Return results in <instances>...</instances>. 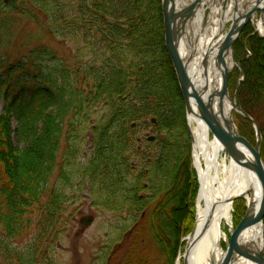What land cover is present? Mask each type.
I'll use <instances>...</instances> for the list:
<instances>
[{"label": "trees", "instance_id": "1", "mask_svg": "<svg viewBox=\"0 0 264 264\" xmlns=\"http://www.w3.org/2000/svg\"><path fill=\"white\" fill-rule=\"evenodd\" d=\"M76 9L71 23L97 47L94 60L69 65L45 44L35 45L25 62L20 56L7 67L8 56L0 59V264L49 261L48 242L66 208L63 185L71 182L66 167L88 130L93 152L81 175L99 205L128 210L132 222L121 228L129 241L117 264H175L195 227L199 182L161 0H79ZM4 34L11 36L0 31V45ZM234 52L244 74L235 98L261 130L264 160V35L246 26ZM45 55L57 60L48 69ZM237 125L255 144L252 121ZM150 127L153 140L139 135ZM57 167L60 187L49 188Z\"/></svg>", "mask_w": 264, "mask_h": 264}, {"label": "rangeland", "instance_id": "2", "mask_svg": "<svg viewBox=\"0 0 264 264\" xmlns=\"http://www.w3.org/2000/svg\"><path fill=\"white\" fill-rule=\"evenodd\" d=\"M78 2L79 0H48V5L43 7L42 2H36L35 0H16L12 6L8 5L9 0H0V10L2 13H5L4 17L0 16V31L4 33L10 32L11 35L9 38H5L4 34L3 42L0 45V57L2 56L0 59L4 60L8 56L7 67L16 64L15 60L20 56L21 60L25 62L30 50L35 45L45 44L53 51H56L60 60H64L69 65L74 64L77 67L79 64L84 66L86 62L94 60L95 54L93 52L97 47L91 46L89 38H86L83 31L71 23L72 18L77 17L79 14L76 9ZM15 6L19 8L26 7L25 10H30L32 15L17 12ZM48 6L50 8L45 11ZM223 6L226 7L225 5ZM208 17L209 11L206 12V20ZM258 17L259 13H256L255 18L258 19ZM230 23H227L225 31L229 28ZM56 24L60 29L55 30ZM249 28L259 34L262 33L258 28L257 20L249 23ZM25 42H28V45H25L27 48H22L21 43ZM239 53L241 55L243 53L240 46ZM44 57L45 60L42 61L47 66V69L50 65L57 62L50 55H45ZM236 61L238 60L236 59ZM231 75L233 76L232 86H229V89L231 96L235 98V90H238L244 80V74L239 64L234 68ZM3 105L4 103L2 102L1 107ZM100 108L99 106L94 111L91 118L97 117V111ZM244 118L241 113L234 111L233 119L236 125L238 122L244 126L246 119ZM90 122H92V119ZM13 127H16L15 122L13 123ZM63 130L65 139V132L70 130L67 123L64 124ZM139 135L141 137H155L157 131L151 127L143 128L139 130ZM92 141V133L89 130L84 132L80 152L75 162L66 167V172L69 174L71 181L70 184L63 185V189L67 195L66 208L54 231V241L48 242L46 252L48 253L49 261H42L40 264H117L126 253L125 249H127L129 239H127L128 234L125 235L121 232V228L127 222L129 225H132L129 219V211L122 210L115 212L103 205H99L91 194L92 184L87 177L81 175L84 166L88 164V160L92 156ZM61 146L60 156H58L59 164L62 163L61 156L65 148V141H63ZM225 154L228 155L226 152ZM59 168H56L49 188L54 186L60 187ZM143 194L144 192H140V195ZM244 210L245 212L247 210L245 199L237 198L234 201V222L235 218H238ZM85 216L94 217L92 224L86 226L82 223V219ZM231 229L228 226L225 227L228 239ZM146 243L148 249L152 250V244H149L148 240ZM226 244L227 241H224L222 244L223 248ZM184 251L179 253L175 264H179V258Z\"/></svg>", "mask_w": 264, "mask_h": 264}, {"label": "bare ground", "instance_id": "3", "mask_svg": "<svg viewBox=\"0 0 264 264\" xmlns=\"http://www.w3.org/2000/svg\"><path fill=\"white\" fill-rule=\"evenodd\" d=\"M208 1V10L205 6L199 11L191 24V32L188 30L181 43V54L184 60L189 59V76L197 89L207 88L208 92H213L222 86L223 66L217 54L225 37L224 28L236 15V2L239 13L244 14L254 7L256 0H231L226 7L220 0ZM257 24L264 32V22L257 20ZM226 62L230 68L235 66L231 51L226 54ZM216 108L221 112L218 104ZM233 111L231 100L226 97L221 118H228ZM188 123L194 135L193 154L201 185L197 195L194 233L188 235V249L180 257L179 264H184V261L186 264H224L226 249L222 244L229 240L225 227L234 228V201L244 198L250 209L256 211L261 201V183L256 172L243 163L252 162V155L244 151L242 162L226 155L224 145L198 115L195 105L188 114ZM263 236V224L255 222L243 231L241 241L254 252H260ZM229 256L227 264H258L235 252Z\"/></svg>", "mask_w": 264, "mask_h": 264}, {"label": "water", "instance_id": "4", "mask_svg": "<svg viewBox=\"0 0 264 264\" xmlns=\"http://www.w3.org/2000/svg\"><path fill=\"white\" fill-rule=\"evenodd\" d=\"M206 0H191L187 4H182V0H162L163 18L165 24V46L173 64L174 70L177 75L179 86L184 97L187 117L193 111V105L196 106L198 115L207 123L212 134L216 136L224 145L225 151L236 161H244L245 152L247 151L253 157L252 162H243L245 165L253 169L261 183V201L258 209L253 211L247 205V211L238 223L236 228L230 230V238L226 244L224 264H227L230 259L229 253H237L239 255L250 258L258 264H264V236H263V249L260 252H254L252 248L241 241L243 231L255 222L263 224L264 234V160L261 155L260 142L262 138L261 130L256 121L241 107L238 106L229 91L230 74L233 68L227 66L226 54L232 52L233 61L235 65L239 62L235 60L233 47L238 40L241 32L248 23L254 20L256 12H260L259 19L264 22V0H256L254 7L248 12L239 13L237 5L234 8V14L231 26L225 33V37L220 43L218 49V60L223 66L222 73V86L218 91L208 92L207 88L197 89L193 84L188 72L189 59L184 60L181 54V43L187 37L188 29L191 30V24L197 17L199 11L203 8ZM231 100L233 110L241 113L245 118L251 120L256 130V144H252L244 135L240 134L237 125L233 119V114L228 118L222 119V107L225 98ZM219 105L220 111L217 110L216 105ZM188 129L191 140L194 145V135L188 123ZM155 137L150 136L149 139L153 140ZM243 149V150H242ZM195 168L198 173L197 166ZM199 185L200 176L198 173ZM200 189V188H199ZM94 221L93 216H85L82 223L86 226L92 224ZM194 230L190 233L193 234ZM188 236L185 238L187 240ZM188 249L186 244L185 253ZM184 264L186 262L184 261Z\"/></svg>", "mask_w": 264, "mask_h": 264}]
</instances>
